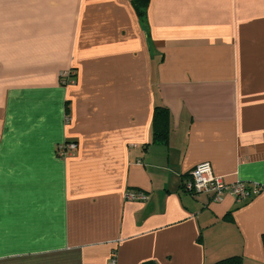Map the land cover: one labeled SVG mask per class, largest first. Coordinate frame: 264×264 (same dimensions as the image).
Masks as SVG:
<instances>
[{
	"label": "crops",
	"instance_id": "crops-1",
	"mask_svg": "<svg viewBox=\"0 0 264 264\" xmlns=\"http://www.w3.org/2000/svg\"><path fill=\"white\" fill-rule=\"evenodd\" d=\"M134 4L0 0V264H264V0ZM203 162L261 192H185Z\"/></svg>",
	"mask_w": 264,
	"mask_h": 264
},
{
	"label": "built area",
	"instance_id": "built-area-1",
	"mask_svg": "<svg viewBox=\"0 0 264 264\" xmlns=\"http://www.w3.org/2000/svg\"><path fill=\"white\" fill-rule=\"evenodd\" d=\"M74 72L66 71L60 75L61 83L63 85L74 84ZM65 122H69V116L65 115ZM77 144L67 142L57 147L59 156L65 157L74 152ZM185 192L193 195L207 194L210 201L218 203L223 200L225 196H229L237 204H243L253 197L258 195L261 190L256 185L246 184L242 182L225 183L221 177L213 174L211 165L208 162H203L196 165L190 173V180L183 186ZM124 199L127 201L144 202L147 196L143 193L135 191H125ZM108 264H117L116 254L112 253Z\"/></svg>",
	"mask_w": 264,
	"mask_h": 264
},
{
	"label": "trees",
	"instance_id": "trees-1",
	"mask_svg": "<svg viewBox=\"0 0 264 264\" xmlns=\"http://www.w3.org/2000/svg\"><path fill=\"white\" fill-rule=\"evenodd\" d=\"M150 0H135V9L138 17L144 16ZM169 133V112L166 108L156 107L152 117V141L164 144ZM214 264H241L240 257H230Z\"/></svg>",
	"mask_w": 264,
	"mask_h": 264
}]
</instances>
